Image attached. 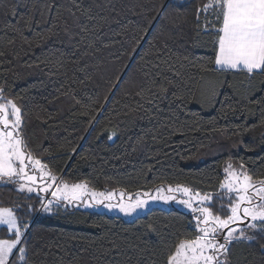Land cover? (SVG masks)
Here are the masks:
<instances>
[{
    "label": "trees",
    "instance_id": "trees-1",
    "mask_svg": "<svg viewBox=\"0 0 264 264\" xmlns=\"http://www.w3.org/2000/svg\"><path fill=\"white\" fill-rule=\"evenodd\" d=\"M207 3L0 0V102L21 108L27 151L59 181L127 194L185 185L229 215L225 167L243 164L264 179V73L214 68L219 25L205 30L213 17L204 12L197 19ZM44 206L0 183V208L29 225L10 264H23L21 246L28 264H167L176 244L197 235L192 215L173 208L126 221ZM248 234L255 239L230 245L229 264H264V231ZM13 237L0 228V238Z\"/></svg>",
    "mask_w": 264,
    "mask_h": 264
},
{
    "label": "snow or ice",
    "instance_id": "snow-or-ice-1",
    "mask_svg": "<svg viewBox=\"0 0 264 264\" xmlns=\"http://www.w3.org/2000/svg\"><path fill=\"white\" fill-rule=\"evenodd\" d=\"M200 12L213 17L212 21H206L205 30L208 29V23L219 25L213 29L217 36L214 68L220 71H244L249 78L257 72L264 73V0H209V3L198 9V20ZM167 91V88L160 86L161 95H166ZM217 95L218 91L213 87L208 100L214 101ZM4 99L3 89H0V100ZM243 99L247 100L248 96ZM229 109L234 110L231 106ZM30 166L41 175L37 176L35 172L30 174ZM224 171L226 179L221 184V191L228 193L230 212L226 217L214 214L211 207L207 206L213 201V195L202 194L198 190L193 192L181 186L165 188L162 185L156 188V196L140 194L141 197L148 196L147 199L120 192L116 204L111 202L117 196L115 190L92 191L86 183H62L52 195L58 197L57 208L66 201L69 205L82 203L86 207L118 208L128 216L146 207L150 200L180 203L191 211L197 235L176 244L175 251L167 257V264H229L228 253L232 243L240 239L254 240L255 236L249 235V230L264 231V179L254 180L243 164L234 168L229 163ZM4 178L22 181L19 183L20 190L27 188L29 192L33 191L32 185L38 182L51 180L55 183L57 180L47 170L46 164L27 151L22 110L12 100L0 103V179ZM176 192L186 198L177 200L173 195ZM125 195L129 197L127 203L124 202ZM217 198L224 199L223 196ZM51 205L52 201H49L44 210L51 211ZM246 220L249 223L241 228L240 224ZM0 225H4L14 235L11 239H0V264H10L9 258L15 254L13 250L17 245L23 243L22 237L29 225L20 223L10 208H0ZM26 252V247H19L17 259L23 264H28Z\"/></svg>",
    "mask_w": 264,
    "mask_h": 264
},
{
    "label": "rangeland",
    "instance_id": "rangeland-1",
    "mask_svg": "<svg viewBox=\"0 0 264 264\" xmlns=\"http://www.w3.org/2000/svg\"><path fill=\"white\" fill-rule=\"evenodd\" d=\"M0 103H3V102H0ZM236 168V167H234ZM48 170V169H47ZM49 171V170H48ZM29 172L30 174H33V172H35V174L37 176L41 175L37 170H34L32 169V167L30 166L29 168ZM51 172V171H50ZM51 174L53 176H55L52 172ZM223 178H222V181L220 183V186L219 188L221 189V184L223 182H225V179H226V174H225V171L223 170ZM56 177V176H55ZM7 182H13V183H16L17 184V187L18 189L19 188V183L21 182H17L16 180H8L7 178H4V179H0V183H7ZM62 183H67L68 185H73V184H85L86 182L84 181H79V182H67L65 180H60L59 181V178L57 177V180L55 183H53L51 180H45L43 182H38L37 184L35 185H32L33 187V191L29 192L27 190V188H25L24 190L27 191L28 193H33L35 195H37L38 197H40L42 200H43V203H47V205H49V201H52V205H51V211H48V212H54L55 210H58V209H65L67 207H70V208H77V209H81V210H86V211H91V212H98V213H103V214H106V215H109V216H118V217H121L122 219L126 220V221H130V220H133L134 218L140 216V215H143L144 213H146V211H148L149 209L151 208H162V209H168V208H173V209H176L178 211H181V212H184V213H189L192 215L191 211L186 208L184 205L180 204V203H177V202H173V201H170L168 203H165L163 201H149V203L147 204L146 207H144L143 209H140L138 210L136 213H134L133 215H125L124 213H122L118 208H113V209H108L107 207H103V206H100V207H86L84 204L82 203H74L72 205H69L67 204V202H61L60 203V206L57 208L56 207V204H57V201H58V197H54L52 195L53 192L57 191V186L62 184ZM87 184V183H86ZM88 185V184H87ZM162 186V185H160ZM160 186H157L155 188H153L152 190H149V191H143V192H135L133 194H131L134 198H144V199H147L148 196H143L141 197V193H147V194H150L151 196H156L158 195V193L156 192V188L160 187ZM165 188H167L168 186H172L173 188H176L177 186H181V187H188V186H185V185H163ZM46 190H42V189H45ZM89 190H92V191H97V192H107V191H112V190H96V189H93L91 187H89ZM189 189H191L190 187H188ZM115 192L117 193V196L113 198V200L111 201L113 204H116L118 201H119V193L120 192H124L122 190H118V189H114ZM193 192L197 191V190H193L191 189ZM125 193V192H124ZM202 194H205L203 192H200ZM127 194V193H126ZM167 194V193H165ZM207 194V193H206ZM173 195L176 196V199L177 200H180V199H185L186 197L182 194V193H179V192H176V193H173ZM128 195H125L124 197V202L127 203L128 202ZM193 217V215H192ZM249 223V221H244L242 224H240V227L243 228L245 227V225ZM193 226H194V221H193ZM235 226V225H233ZM1 227H5L4 225H0V228ZM258 227H260V225H258ZM195 228V227H194ZM9 233H11L9 230H8ZM12 234V233H11ZM239 233H237L238 235ZM14 238V237H13ZM23 238V237H22ZM0 239H11V238H0ZM19 245H17L18 247ZM15 250V249H14ZM13 250V252H14ZM228 261H229V256H228Z\"/></svg>",
    "mask_w": 264,
    "mask_h": 264
},
{
    "label": "water",
    "instance_id": "water-1",
    "mask_svg": "<svg viewBox=\"0 0 264 264\" xmlns=\"http://www.w3.org/2000/svg\"><path fill=\"white\" fill-rule=\"evenodd\" d=\"M17 249V248H16ZM16 249L14 250V252L16 251ZM10 258H11V256H10ZM10 258H9V260H10Z\"/></svg>",
    "mask_w": 264,
    "mask_h": 264
}]
</instances>
